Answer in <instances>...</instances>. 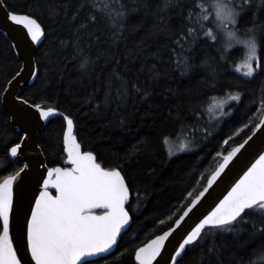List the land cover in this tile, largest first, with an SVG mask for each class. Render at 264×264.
I'll return each instance as SVG.
<instances>
[{"label":"trees","instance_id":"trees-1","mask_svg":"<svg viewBox=\"0 0 264 264\" xmlns=\"http://www.w3.org/2000/svg\"><path fill=\"white\" fill-rule=\"evenodd\" d=\"M1 2L10 12L32 14L43 29L35 79L17 96L57 110L38 138L46 166L69 167L63 144L69 117L81 151L93 152L102 167L119 168L129 186L130 225L112 252L89 264H136V249L173 224L261 119L264 50L251 78L232 70L243 52L225 51L215 0H171L167 8L164 0ZM230 2L239 7L243 0ZM240 11V36L253 29L264 45V2L250 0ZM19 68L0 30V182L22 168L8 156L21 134L1 104ZM231 93L240 100L230 116L210 124L211 100ZM179 134L192 139L195 149L167 158L163 139ZM261 249L264 210L246 209L231 226H206L174 264H264Z\"/></svg>","mask_w":264,"mask_h":264},{"label":"snow or ice","instance_id":"snow-or-ice-1","mask_svg":"<svg viewBox=\"0 0 264 264\" xmlns=\"http://www.w3.org/2000/svg\"><path fill=\"white\" fill-rule=\"evenodd\" d=\"M264 2V0H262ZM250 0H243L237 7L230 0H215V16L222 22L230 23L232 30L226 35L230 42L242 43L247 49L246 57L241 64L236 65V70L245 69V75L252 76L261 68V58L258 50H264L253 29L245 28L246 39H241L240 29L236 27L241 14L243 4ZM165 8L171 6V0H164ZM7 19L15 24L22 25L33 42H37L43 35V29L32 14H17L15 11L7 14ZM95 19V17H93ZM207 19V17H205ZM212 39L216 37L211 31L206 33ZM231 47V43L228 44ZM184 61L181 60V63ZM255 62V67H253ZM20 75V73H17ZM240 97L231 96V100ZM26 103V101H25ZM41 118L47 119L56 113L52 107L43 108L36 105ZM67 128L64 132L63 142L70 168H51L47 178L43 181V190L35 198L34 206L30 209V218L26 220V248L30 252V260L17 255L18 249L13 247L10 236V221L13 212V182L24 169H20L14 176H8L0 183V264H89L86 257H94L101 253H107L117 244L122 230L130 225V213L125 207L129 201V186L119 168H105L97 163L96 156L91 151H81V145L73 134V120L64 117ZM264 124V119L261 120ZM259 127V125L257 126ZM27 133H25V136ZM233 149L224 162L208 178L210 186L221 175L232 157L243 148ZM21 144L11 147L13 157L17 156ZM27 167V165H25ZM49 186L55 188L56 195L49 191ZM206 188L204 192H207ZM201 192L192 200L188 211L176 221H181L192 211V207L204 196ZM191 195V193H189ZM105 209L102 215L93 213V209ZM264 210V154H260L255 163L247 168V171L235 182L231 191L203 217L194 228L183 238L174 249L175 255L170 259L175 262L186 246L191 245L201 236L206 227L224 228L231 226L233 222L245 213L246 209ZM172 229L156 236L147 244L135 251V260L138 264H153L161 250L165 247V241L172 234ZM264 253V249H261Z\"/></svg>","mask_w":264,"mask_h":264},{"label":"water","instance_id":"water-1","mask_svg":"<svg viewBox=\"0 0 264 264\" xmlns=\"http://www.w3.org/2000/svg\"><path fill=\"white\" fill-rule=\"evenodd\" d=\"M8 13L11 12L4 7L0 0V30L9 39L17 58L20 60V68L17 72L20 73V75L16 73L7 82L2 94V106L8 114L12 125L15 126L21 134V138L18 142L21 144V149L18 151L17 156L13 157L11 155V148L8 151V156L11 160L21 164L24 169L13 182V212L10 221V236L12 238L13 247L18 249L17 255L30 260L31 254L26 248V220L30 218V209L34 206L35 198L39 196L40 191L43 190V181L47 178L48 170L51 169L45 164L44 157L38 146V138L40 130L44 127L48 119L55 116L56 113L47 119L41 118L38 108L27 102L25 103L24 100L17 96V91L20 88L32 84L35 79L36 67L34 63V54L38 44L42 41L43 35L39 41L33 42L22 25L15 24L7 19ZM262 119H264V112L252 133L233 149L239 148L240 145H244V147L240 148V151L232 157L224 171L217 177L212 186L209 187L208 183H206L205 187L197 194L198 196L201 192H204L206 188L208 189L207 192H204V196L201 197L200 201L192 207V211L189 212L188 216L181 221L180 225H177L176 221L184 215L185 211H188L192 201L169 228L153 236L140 246H144L150 240L155 239L156 236L162 235L169 229L173 230L168 240L165 241V247L161 250V255L153 261V264H174L170 257L175 255L174 249L178 247L179 243L183 242V238L187 236V233L191 231L204 216L211 212L224 196L231 191L235 182L247 171L248 167H251L252 163H255L259 155L264 154V124H261ZM258 125L259 127H257ZM25 133H27L26 136ZM233 149L230 152H232ZM64 154L67 164L72 167L65 149ZM223 162L224 160L222 163ZM25 165H27V167H25ZM18 172H20V170ZM6 178L7 177L0 183ZM49 191L53 196L57 194L55 188L51 186H49ZM96 209L105 211L103 208ZM124 230H122V232ZM114 247L115 245L107 253H101L94 257H86L85 259L88 261L99 256L107 255L112 252ZM135 263L138 264L136 260ZM31 264H35V262L31 261Z\"/></svg>","mask_w":264,"mask_h":264},{"label":"rangeland","instance_id":"rangeland-1","mask_svg":"<svg viewBox=\"0 0 264 264\" xmlns=\"http://www.w3.org/2000/svg\"><path fill=\"white\" fill-rule=\"evenodd\" d=\"M220 23L222 24L221 21H220ZM223 24H226L227 27H225V29H223L219 38L224 42L225 51L228 52L231 49H233L234 47H240V49L243 52V56L232 66V70L235 71L236 73L244 76V77L251 78L254 74L252 76L245 75L244 74L246 71L245 69L241 68L240 71L236 70V65L237 64L242 65V63L246 57V54H247L246 47L242 43H236L234 41L230 42L227 38L226 33H227V31L232 30L233 26L230 23H228L227 21H224ZM246 38H247V36L241 37V39H246ZM229 43H231V47H228ZM253 67H255V62H253ZM237 95L240 97V94H238V93H231L225 97L213 98L210 102V105H209L207 121L210 124H219L220 122H222L223 120L228 118L232 112V105L235 103H238V101L240 100V98L238 100H231L230 97L231 96H237ZM163 145H164V149H165V153H166L167 158H170V157L177 155L179 153L189 152V151H192L193 149H195L194 141L192 139L190 140V138L184 136L183 134H179L176 137H165L163 139Z\"/></svg>","mask_w":264,"mask_h":264},{"label":"bare ground","instance_id":"bare-ground-1","mask_svg":"<svg viewBox=\"0 0 264 264\" xmlns=\"http://www.w3.org/2000/svg\"><path fill=\"white\" fill-rule=\"evenodd\" d=\"M5 7V6H4ZM9 11V10H8ZM3 33V32H2ZM7 38V37H6ZM8 39V38H7ZM9 40V39H8ZM23 88V87H22ZM21 89V88H20ZM5 90V89H4ZM4 92V91H3ZM3 94V93H2ZM1 104H2V96H1ZM3 107V106H2ZM12 124V123H11ZM11 148V147H10ZM65 149V146H64ZM8 177V176H7Z\"/></svg>","mask_w":264,"mask_h":264}]
</instances>
